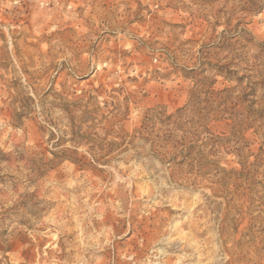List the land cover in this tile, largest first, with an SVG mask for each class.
Returning a JSON list of instances; mask_svg holds the SVG:
<instances>
[{
  "label": "rangeland",
  "instance_id": "obj_1",
  "mask_svg": "<svg viewBox=\"0 0 264 264\" xmlns=\"http://www.w3.org/2000/svg\"><path fill=\"white\" fill-rule=\"evenodd\" d=\"M0 264H264V0H0Z\"/></svg>",
  "mask_w": 264,
  "mask_h": 264
}]
</instances>
